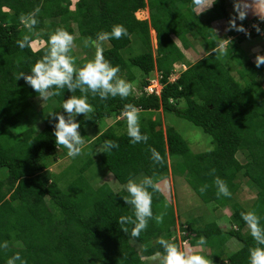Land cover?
<instances>
[{"label":"trees","instance_id":"16d2710c","mask_svg":"<svg viewBox=\"0 0 264 264\" xmlns=\"http://www.w3.org/2000/svg\"><path fill=\"white\" fill-rule=\"evenodd\" d=\"M37 6L39 22L33 34L37 49L22 50L16 41L27 34V29L19 17ZM227 7L226 0H216L211 16L203 20L197 15L193 0H0V244L8 242L7 249L0 248V264H7L16 253L27 264H147L156 252L163 251L157 241L161 237L171 240V230L176 225L164 194L154 192L152 199L153 217L164 213L163 223L153 218L139 238H131L132 226L126 225L129 234H125L121 230L124 226L117 222L120 216L132 214L122 198L127 192L114 191L107 183L93 185L86 176L94 166L92 154L121 185L130 176L136 178L141 174L158 182L170 172L186 177L204 203L231 212L229 217L221 219H229L232 227L224 228L218 223L221 219L204 226L196 221L188 222L181 229L186 233L183 240L194 246L203 236L207 240L204 247L211 249L215 261L249 264V249L256 243L240 214L253 210L264 225V87L257 79L264 68H257L236 51L255 31L252 29L248 35L226 31L228 21L236 15L228 12ZM146 8L150 19H138L136 14ZM221 19L226 23L217 27L215 33L212 25ZM253 22L257 19L236 21L244 28ZM115 24L124 25L129 35L109 40L110 46L103 50L104 57L113 66H119V75H125L129 82L136 78L133 68L147 77L139 85L140 94L133 92L124 100L109 97L105 101L88 93V103L94 112L87 118L76 117L81 136L88 125L97 127L110 118H114V123L95 139H88L91 156L85 164L72 165L77 168V175L62 186L66 175L59 177L49 171L63 153V146L55 143L54 125L58 121L49 114H63L64 100L71 95L80 97L82 93L64 89L61 95L48 99L47 107L36 110L32 100L38 94L23 79L16 80V75L28 73L42 57L48 36L56 28L63 27L75 37L74 43L85 55L78 60L74 47L70 55L76 58V66L82 67L94 56L89 54L95 48H85L84 39L95 40L98 32H110ZM152 29L156 34V49L152 44ZM197 37L206 43V54L201 58L196 49H191ZM228 37L236 40L226 54L211 52L217 39ZM175 39L183 49L194 51L195 62L188 63V69L175 82H170L172 63L187 62ZM155 69L162 76L160 96L145 91ZM126 103L141 110L140 130L149 136L146 144L130 143L126 121L121 118ZM33 110L38 113L35 115ZM153 112L174 114L189 121L212 138L215 148L194 153L173 126L163 129L162 121L144 116ZM31 117L38 125L41 124L37 118L41 119L44 124L41 130L32 124ZM105 140L115 141L119 147L107 154H95ZM150 148L165 158L163 165L153 163ZM216 177L227 183L231 197H217ZM243 182L256 192V199L249 207L237 200ZM204 185L208 187L201 193L199 189ZM232 239L242 246L230 254L227 249Z\"/></svg>","mask_w":264,"mask_h":264},{"label":"clouds","instance_id":"9594fccd","mask_svg":"<svg viewBox=\"0 0 264 264\" xmlns=\"http://www.w3.org/2000/svg\"><path fill=\"white\" fill-rule=\"evenodd\" d=\"M206 4L207 0H193L194 8H203V11L210 8L214 3L205 7ZM249 11L261 21H264V0H251L250 3L248 0H236L234 3L236 15L228 21L226 31L235 30L248 35L246 29L242 25L238 26L236 21L246 19ZM39 12L40 7L37 6L32 12L22 13L19 17L20 22L27 29V34L16 41L17 46L22 50L33 48L35 43L33 34L35 33V26L39 22L36 19ZM253 27L258 33L261 31L256 25H253ZM212 31L215 32V30ZM128 35V30L124 25L115 24L110 32H98L95 40L91 37L85 38L83 41L84 47H95V55L82 67H77L76 58L70 55L74 47L75 37L63 27H58L49 34L44 54L34 63L30 71L28 73L20 72L16 75V80L23 79L38 94V98L44 102L51 97L61 95V91L64 89L71 93L76 90L82 93L80 97L71 95L67 100H64L62 104L63 114L56 112L49 114L58 121L54 125L55 143L67 149L69 158L74 159L84 154L83 146L86 141L79 132L80 124L76 121V117L83 115L87 118L88 114L94 112L93 106L88 103V93H91L93 97L99 96L101 100L106 101L109 97L127 99L134 91V84L119 75V66H113L104 57L102 47L105 41L119 40ZM226 44H231V40L217 39L216 47L211 52L216 53V55L226 54ZM254 63L257 68L264 65V55L258 53L255 56ZM160 86H162L161 83ZM140 111L132 103L124 104L121 111V118L126 121L127 136L133 145L146 144L149 140V136L141 133L140 130ZM118 147L119 145L115 141L105 140L97 147L96 154H107ZM149 151L151 153L150 159L155 165L165 163V158L155 148H150ZM213 172H215L214 169ZM163 183L167 185L168 182L164 180ZM214 184L217 188V197H231V192L224 180L216 177ZM207 187V185L202 186L199 189L200 192L204 193ZM123 189L127 192V195L122 198L132 213L131 215L120 216L117 221L119 225L124 226L121 230L125 234H129V228L126 225L132 226L130 236L135 239L139 238L140 234L147 229L149 221L153 218L157 223H163L165 214L161 213L153 217L152 212L153 193L161 190L160 182L148 176L140 180L130 176L127 183L123 185ZM240 215L256 243L255 247L249 249V264H264V225L261 224V218L253 210L241 212ZM157 243L163 251L156 252L150 259L158 260V264H212L211 259L197 251L207 243L206 238L203 236L199 237L195 246L190 245L187 240L183 241V250L177 243L162 237L158 239ZM0 248L7 249L8 242L5 241L0 244ZM17 261H19V264H27V261L19 253L10 257L7 264H17Z\"/></svg>","mask_w":264,"mask_h":264},{"label":"rangeland","instance_id":"374dc122","mask_svg":"<svg viewBox=\"0 0 264 264\" xmlns=\"http://www.w3.org/2000/svg\"><path fill=\"white\" fill-rule=\"evenodd\" d=\"M216 0H207V4L205 7H207V5H211L215 2ZM227 2V8H228V12H230L231 14H236L234 12V3L236 2V0H226ZM181 6V5H179ZM212 8L213 5L208 8L207 10L203 11V8H197V11L199 14H202L200 17L203 20H207L209 16H211L212 14ZM203 11V12H201ZM147 10H142L139 11L137 13V17L140 19H147L148 20V14L146 13ZM201 12V13H200ZM249 15L251 16V13H248V16L246 17V19L243 20V22L248 21L249 19ZM49 22V20H48ZM221 22V21H220ZM258 23H255L254 25L258 26L261 29V23L259 21H257ZM218 22H214L212 27L215 31H217V26H215ZM225 24V23H224ZM223 24V25H224ZM250 27V28H249ZM247 32H252L251 30L253 29L254 31V27L253 25L249 26ZM250 29V30H249ZM256 31V29H255ZM152 40H153V48H155V33H152ZM212 40H214V36L213 38H211ZM236 39V37L234 38ZM194 42H197L198 45L196 46L194 44ZM76 43V42H75ZM74 43V48H75V53H77V57L78 59H82L84 57V52L82 51V49L78 48V45ZM193 45L192 48L194 47L196 49L195 53H197L199 55V57H203L206 53H205V47L204 45H206V43L201 39L198 38L193 40ZM38 44V43H37ZM41 44V43H40ZM180 44V43H178ZM262 44V43H260ZM264 44V43H263ZM254 45V44H253ZM109 45L108 41H105L102 45L103 50L104 48H106ZM181 46V45H180ZM257 46V45H255ZM254 46V47H255ZM258 49H254V51L256 50V55L259 53V49H261L259 46H257ZM34 49H37V46H35V43L33 45ZM193 48V49H194ZM253 48V47H251ZM252 50V49H251ZM95 51L96 49L94 48L93 50H91V54L89 55H95ZM245 51V50H243ZM248 51V53H247ZM245 51V54H241L240 52H238V54H241L244 58V60H249L250 55L249 53H251L252 51L247 50ZM186 53V51H185ZM186 60H188L191 63H194L195 59H194V55H192L191 53H186ZM249 57V58H248ZM94 56L90 57L88 60L93 59ZM176 67V68H175ZM173 69V74L171 76V79L174 78V75H180L181 69H180V64H176V66ZM132 73L136 76V80H133V84H134V91L137 95L140 94L139 90V85L143 82V79L146 78L147 76L140 71L137 68H133L132 69ZM161 75V72L157 71L156 69L154 70V72L152 73V75H150L149 79H152L154 81L157 80L158 76ZM236 79H238L237 81H239L242 85H244V81L241 80L238 76L237 73H234ZM122 78H126L125 75L121 76ZM259 84L262 85L264 87V76H260L259 77ZM162 87V86H161ZM159 88V85H158ZM258 98H261L262 95H257ZM48 101L46 102L42 101L39 98H35L32 100L36 110H40L42 108L47 107L48 105ZM59 106H57L56 108H58ZM55 108V109H56ZM33 112H35V110H33ZM38 112H35V115ZM151 114V115H150ZM150 114H145L144 116H151L153 119H157L162 121L163 124V129L165 128V126H173L177 132L180 133V135L185 139V141L187 142V144L189 145V147L191 148V151H193L194 153H201V152H210L215 148V145L212 142V138L207 135L206 133L203 132V130L197 126H195L194 124L190 123L187 120H184L182 118L177 117L174 114H165L163 115L162 112H153ZM31 119H33L32 124L34 126H36L37 128H39V130H41L43 127V123H41V119L38 117L37 120L39 121V123L41 125H38V122L34 121V117H31ZM114 123V118H110V119H105L102 122H100V124L97 127H94L92 125H88L86 127H84V139L86 141L85 145L83 146V155L77 156L76 158H69L67 156V149L65 147H62V156L58 158V160L53 163L50 166L49 171L51 173H55L56 175H59V177H62L60 175L65 174L66 176L63 177L64 180H66L64 183H62L63 185L69 184L70 181H72V179H74L76 177V173H77V168L72 166L74 165H79L81 163L85 164V162L87 161L88 156L90 155V150L89 147H87L90 144V140L93 137H97L98 135L102 134L103 132H105V130ZM66 150V152L64 151ZM59 153H61V150H57ZM96 154V153H95ZM86 156V158H85ZM91 156V155H90ZM92 157L94 158V166L92 167V169L86 172V176L89 177L93 183V185H103V183H107L108 185H110L112 187V189L114 191H121L124 190L123 189V185H121L117 179L110 173H106V170H104L103 165L101 164L99 158L96 155L92 154ZM241 161H243V157L239 158ZM77 161V162H76ZM167 177H165L162 181H161V189L162 191H164V196L166 198V205L169 207L170 206V211L172 213H174L175 217H176V225L175 227L172 228L171 233H172V239L171 241L176 242L178 245H180L181 249L183 250V238H182V233H181V229L182 227L184 228L185 224L188 222H199V225L204 226L207 223H211V222H217V219H221V217H229L231 215V212L225 208H221V207H216L212 204H207L204 203L199 197L198 195L194 192V190L191 188V186L189 185L188 181L186 180V177L181 176L180 174H175V175H166ZM145 177V175L141 174L139 176H137L135 179L140 180L143 179ZM164 180H167V185H165L163 183ZM171 180V181H169ZM165 185V186H164ZM164 188V189H163ZM256 199V192L252 189H250V187L246 184V182H243V187L242 189L239 191V193L237 194V200L244 205L245 207H249L253 201ZM215 208V209H214ZM217 208V209H216ZM218 223L220 225H222L224 228H230L232 227L230 220L227 219L224 220L223 218L221 220H218ZM227 224V225H226ZM184 225V226H183ZM199 227V226H198ZM190 243V241H189ZM230 244H228V248L227 251L231 254L233 252H236L237 250H239L241 248V243L238 242L235 239H232L230 242ZM138 247V249L140 250V246L136 245ZM197 251H200L201 254H203L205 257L211 259L212 264H225V262H223L222 260L219 261H215L214 260V256L212 254V251L210 248H205L203 246L202 249H197ZM215 252V251H214ZM147 264H158V260H152V259H148Z\"/></svg>","mask_w":264,"mask_h":264},{"label":"crops","instance_id":"0c3cea01","mask_svg":"<svg viewBox=\"0 0 264 264\" xmlns=\"http://www.w3.org/2000/svg\"><path fill=\"white\" fill-rule=\"evenodd\" d=\"M248 2L250 3L251 2V0H248ZM144 10H147V14H148V20L150 19V13H149V9L148 8H146V9H144ZM142 11V10H141ZM195 11H196V13H197V15L200 17L202 14H199L198 13V11H197V8L195 9ZM249 13H251V16L249 15V21H252L253 19H257V21H259L261 24V31L258 33L257 31H255V29H254V31L255 32H253V33H251L250 35H249V38H248V40H246V41H244L243 43H241V45H240V48L238 49V50H236L237 52H240L241 54H244V55H246L245 54V51H247V50H249V51H252L251 53H249V55H250V58H249V60H251L253 63H254V61H255V56H256V50L254 51V49H258V47L257 46H259L261 49H259V50H261V51H259V54L260 55H264V21H261L256 15H254L251 11H249ZM136 16H137V14H136ZM248 16V15H247ZM138 18V17H137ZM201 18V17H200ZM138 19H140V18H138ZM202 19V18H201ZM140 20H147V19H140ZM221 21V22H220ZM216 22H218L215 26H217V27H220V26H223V24L224 23H226V21H225V19H221V20H218V21H216ZM255 23H258V22H253V24H250V25H248V27L249 26H251V25H254ZM259 24V23H258ZM248 27L247 28H245L246 29V31L248 30ZM250 28V27H249ZM250 30V29H249ZM253 31V30H252ZM152 33H155V31L152 29L151 30V38H153L152 37ZM247 33H250V32H247ZM258 34V35H257ZM224 39V38H223ZM225 39H230L231 40V44L236 40V39H234V37H228V38H225ZM175 41L177 42V44L178 43H180L178 40H176L175 39ZM152 42H153V40H152ZM260 43H262V44H260ZM153 44V43H152ZM192 45H193V43H191ZM254 44V45H253ZM179 46L181 45V43L180 44H178ZM255 45H257V46H255ZM255 46V47H254ZM228 47H230V44H226L225 45V48L227 49ZM251 47H253V48H251ZM157 48V39H156V34H155V48L154 49H156ZM180 48L182 49V51H183V54L185 55L186 53H191L192 55H194V51L193 50H185V49H183L182 48V46H180ZM194 48V47H193ZM192 48V46H191V49H193ZM195 49V48H194ZM252 49V50H251ZM243 50H245V51H243ZM185 51H186V53H185ZM247 53H248V51H247ZM185 57H186V55H185ZM79 60V59H78ZM187 62H180V61H174L172 64H173V69H174V67L176 66V64H180V69H181V72H184V71H186L187 69H188V67H189V64L188 63H190V64H193V63H191V62H189L188 60H186ZM195 61V60H194ZM176 68V67H175ZM264 68V65H261V67H259V69H263ZM159 72V71H158ZM179 76L180 75H174V78H170V81L171 82H174V81H176L178 78H179ZM260 76H264V73L262 72V71H260L258 74H257V79L259 80V77ZM150 80H152V79H150ZM96 137H94V138H92V140L93 139H95ZM169 175H172V173L170 172V174ZM169 181H171V180H169ZM161 183V182H160ZM165 186V185H164ZM164 189V188H163ZM163 194H164V191H162V189L160 190ZM190 245H191V243H190ZM195 246V245H194Z\"/></svg>","mask_w":264,"mask_h":264},{"label":"built area","instance_id":"2783aa9c","mask_svg":"<svg viewBox=\"0 0 264 264\" xmlns=\"http://www.w3.org/2000/svg\"><path fill=\"white\" fill-rule=\"evenodd\" d=\"M162 76L159 75L156 81H151L150 85H148V87L145 88V91L148 94H157L160 95L161 94V86H160V80H161ZM159 85V88H158ZM181 231V230H180ZM182 236L185 235L186 233L181 231ZM188 241V240H187Z\"/></svg>","mask_w":264,"mask_h":264}]
</instances>
